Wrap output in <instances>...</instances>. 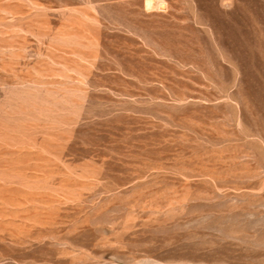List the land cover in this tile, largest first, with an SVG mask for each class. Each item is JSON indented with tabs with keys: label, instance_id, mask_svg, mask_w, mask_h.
Here are the masks:
<instances>
[{
	"label": "rangeland",
	"instance_id": "374dc122",
	"mask_svg": "<svg viewBox=\"0 0 264 264\" xmlns=\"http://www.w3.org/2000/svg\"><path fill=\"white\" fill-rule=\"evenodd\" d=\"M0 264H264V0H0Z\"/></svg>",
	"mask_w": 264,
	"mask_h": 264
},
{
	"label": "bare ground",
	"instance_id": "6f19581e",
	"mask_svg": "<svg viewBox=\"0 0 264 264\" xmlns=\"http://www.w3.org/2000/svg\"><path fill=\"white\" fill-rule=\"evenodd\" d=\"M152 2H153V1H152ZM147 6H151V2H150V1H148Z\"/></svg>",
	"mask_w": 264,
	"mask_h": 264
}]
</instances>
